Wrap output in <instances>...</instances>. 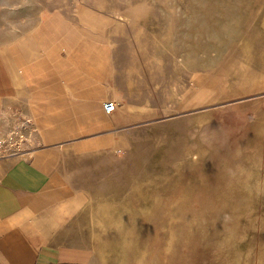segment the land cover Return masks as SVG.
<instances>
[{
  "label": "rangeland",
  "instance_id": "1",
  "mask_svg": "<svg viewBox=\"0 0 264 264\" xmlns=\"http://www.w3.org/2000/svg\"><path fill=\"white\" fill-rule=\"evenodd\" d=\"M45 14L111 61L118 137L58 148L89 264H264V0H0V47ZM41 135L28 95L1 104L0 175Z\"/></svg>",
  "mask_w": 264,
  "mask_h": 264
},
{
  "label": "crops",
  "instance_id": "2",
  "mask_svg": "<svg viewBox=\"0 0 264 264\" xmlns=\"http://www.w3.org/2000/svg\"><path fill=\"white\" fill-rule=\"evenodd\" d=\"M43 24L0 47V105L28 95L47 146L19 157L0 175V264H89L92 248L81 242L77 213L82 197L59 169L58 148L73 145V155L81 157L87 150L81 142L94 139L87 144L99 146L105 136L118 137L110 118L117 109L108 114V126L94 119L105 126L86 129L85 123L86 111L104 112L94 105L111 61L106 49L72 32L57 15L45 14Z\"/></svg>",
  "mask_w": 264,
  "mask_h": 264
},
{
  "label": "built area",
  "instance_id": "3",
  "mask_svg": "<svg viewBox=\"0 0 264 264\" xmlns=\"http://www.w3.org/2000/svg\"><path fill=\"white\" fill-rule=\"evenodd\" d=\"M103 109H104V112L106 114H112L116 109H117V103L116 101L114 100H107L104 102V105H103ZM16 151V150H15ZM21 150H17L16 153H13L12 156H16L18 155L17 153H21L20 152Z\"/></svg>",
  "mask_w": 264,
  "mask_h": 264
},
{
  "label": "bare ground",
  "instance_id": "4",
  "mask_svg": "<svg viewBox=\"0 0 264 264\" xmlns=\"http://www.w3.org/2000/svg\"><path fill=\"white\" fill-rule=\"evenodd\" d=\"M97 29V28H96ZM210 87H211V89H212V91H214L215 89H216V86L214 85V83H211L210 85H209ZM118 108V107H117ZM117 111V110H116ZM115 111V112H116ZM105 115H108V114H106V113H104ZM107 120V118L106 117H104V118H102V121H106ZM15 133V132H14ZM20 134V133H19ZM11 135V134H10ZM18 136H20V135H18ZM21 138V137H20ZM18 154V153H17ZM31 154H33V153H29V154H24V156L23 157H27V156H29V155H31ZM19 155V154H18ZM18 155H16V156H18ZM9 156V155H8Z\"/></svg>",
  "mask_w": 264,
  "mask_h": 264
}]
</instances>
